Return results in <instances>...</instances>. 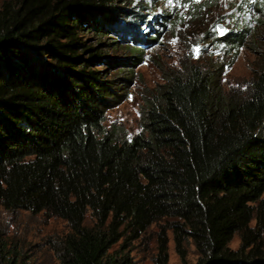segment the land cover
Returning <instances> with one entry per match:
<instances>
[{"label":"trees","instance_id":"16d2710c","mask_svg":"<svg viewBox=\"0 0 264 264\" xmlns=\"http://www.w3.org/2000/svg\"><path fill=\"white\" fill-rule=\"evenodd\" d=\"M143 10L137 0L1 5L0 206L62 221L59 264H133L126 245L151 228L156 264H167L168 233L180 264L187 243L193 264H264V43L250 49L243 92L183 65L144 102L141 132L118 140L105 113L126 100L167 21ZM246 37L257 38L242 29L228 47ZM16 255L0 241V260Z\"/></svg>","mask_w":264,"mask_h":264},{"label":"rangeland","instance_id":"374dc122","mask_svg":"<svg viewBox=\"0 0 264 264\" xmlns=\"http://www.w3.org/2000/svg\"><path fill=\"white\" fill-rule=\"evenodd\" d=\"M6 1L0 0V7ZM137 3L147 8L142 11L147 18L159 17L161 22L166 17L167 21L155 29L159 35L144 47L143 63L134 69L126 100L105 113V132L115 134L118 140H130L138 135L144 102L163 83L164 75L179 71L183 65H197L208 71L225 92L244 91L256 70L257 57L250 49L258 42L260 46L264 43V16L254 9L261 0L255 3L252 0H137ZM145 29L142 33L152 34ZM242 29H249L257 38L246 37L244 47L230 49L227 41L235 39ZM173 40L176 43H171ZM119 57L124 58L121 53ZM66 233V226L60 220L42 214H9L0 206V241L8 250L15 248L14 264H59L51 244ZM167 239V264H180L170 233ZM157 244V228H151L141 239L126 245L133 264H156ZM238 247L239 239L235 236L229 248ZM185 249L186 262L193 264L197 259L194 247L187 243ZM5 262L6 258L0 260V264Z\"/></svg>","mask_w":264,"mask_h":264},{"label":"snow or ice","instance_id":"6c2138e0","mask_svg":"<svg viewBox=\"0 0 264 264\" xmlns=\"http://www.w3.org/2000/svg\"><path fill=\"white\" fill-rule=\"evenodd\" d=\"M197 2H198V0H197ZM252 2H254V3H255V2H256V0H252ZM261 4H262V5H264V0H261ZM171 43H173V44H174V43H176V41H175V40H173V41H171ZM195 51H197V52H198V51H199V49H195Z\"/></svg>","mask_w":264,"mask_h":264}]
</instances>
